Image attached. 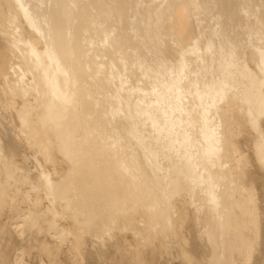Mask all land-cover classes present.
<instances>
[{"label":"bare ground","instance_id":"6f19581e","mask_svg":"<svg viewBox=\"0 0 264 264\" xmlns=\"http://www.w3.org/2000/svg\"><path fill=\"white\" fill-rule=\"evenodd\" d=\"M108 263L264 264V0H0V264Z\"/></svg>","mask_w":264,"mask_h":264},{"label":"rangeland","instance_id":"374dc122","mask_svg":"<svg viewBox=\"0 0 264 264\" xmlns=\"http://www.w3.org/2000/svg\"><path fill=\"white\" fill-rule=\"evenodd\" d=\"M30 258L32 259V257H30ZM30 258H29V259H30ZM31 259H30V260H31ZM107 262L111 263V262H112V260H109V259H108V260H107ZM109 263H108V264H109Z\"/></svg>","mask_w":264,"mask_h":264}]
</instances>
